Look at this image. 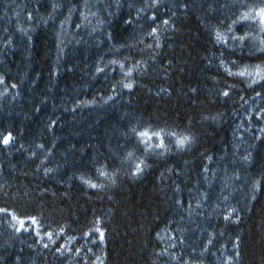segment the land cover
I'll use <instances>...</instances> for the list:
<instances>
[{"label":"trees","instance_id":"obj_1","mask_svg":"<svg viewBox=\"0 0 264 264\" xmlns=\"http://www.w3.org/2000/svg\"><path fill=\"white\" fill-rule=\"evenodd\" d=\"M0 264H264V0H0Z\"/></svg>","mask_w":264,"mask_h":264},{"label":"snow or ice","instance_id":"obj_2","mask_svg":"<svg viewBox=\"0 0 264 264\" xmlns=\"http://www.w3.org/2000/svg\"><path fill=\"white\" fill-rule=\"evenodd\" d=\"M180 143H183V141H180Z\"/></svg>","mask_w":264,"mask_h":264}]
</instances>
